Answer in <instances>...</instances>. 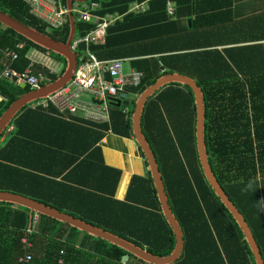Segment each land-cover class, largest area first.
Masks as SVG:
<instances>
[{"label":"trees","instance_id":"obj_1","mask_svg":"<svg viewBox=\"0 0 264 264\" xmlns=\"http://www.w3.org/2000/svg\"><path fill=\"white\" fill-rule=\"evenodd\" d=\"M94 1L101 3L102 15H122L132 3L149 1L145 13H129L124 23L109 27L105 45L93 47L98 55L139 39L146 41L154 36L149 33V26L170 19L171 0ZM0 10L58 42L69 39V22L61 30H51L30 13L24 0H0ZM151 17L153 20H144ZM138 21L136 28H145L139 38L135 37L133 26H122ZM95 27L94 23L78 22L76 33L85 36ZM20 43L25 47L18 51L13 68L53 70L51 82L65 73L64 57L35 45L1 23L0 71L6 62L4 53L15 50ZM134 64L144 73L141 85L133 90L136 94L174 72L162 71L158 63L148 59ZM196 78L204 94L205 142L211 169L244 216L264 259V77L255 81H205L200 74ZM29 92V87L3 82L0 94L6 101L0 102V117ZM134 107L135 104L129 115L116 107L110 126L66 122L25 108L15 120V130L0 145V192L30 198L156 256L170 255L175 249V235L162 213L152 178L134 175L126 199H115L122 171L105 163L100 146L108 132L133 138ZM196 124L193 91L181 84L168 85L156 93L148 100L142 116V131L156 157L169 205L184 234L183 254L174 264H256L240 227L205 177ZM55 195L61 200L71 198L73 204L52 202ZM32 223L33 233L28 235ZM27 236L32 243L28 250L23 243ZM26 253L32 255L28 264H59L61 259L63 264H146L133 256L125 263L123 257L128 253L118 246L44 215L34 224L29 209L0 202V264H21L19 259Z\"/></svg>","mask_w":264,"mask_h":264},{"label":"crops","instance_id":"obj_2","mask_svg":"<svg viewBox=\"0 0 264 264\" xmlns=\"http://www.w3.org/2000/svg\"><path fill=\"white\" fill-rule=\"evenodd\" d=\"M60 1L68 10L96 3L98 8L95 13L102 15L101 11L103 7L100 2L94 0H86L84 2H80L79 0ZM183 1L184 2H180L179 0L169 1L168 15L170 16V19L167 22L161 24L151 23L153 26H149L148 29L149 33L154 36L148 40L143 41L139 39L137 40L139 42L124 45L121 48L104 52V56L103 54L98 55L93 47H102L105 45V42L104 44L92 45V52L95 53L97 58L100 60L121 59L129 64L130 70L137 69L134 64L137 61H145L147 59L152 60L162 67V71L171 69L174 70L173 73L187 76L195 81H197L196 77L200 76V74L205 81H255L256 79L264 77V0ZM136 5H143V9L134 10ZM148 9L149 1L142 3H132L129 6L127 13L122 15L117 13L110 14L119 17L110 27H112L117 22L124 23L123 19L129 13L141 14L145 13ZM71 15L75 17L76 28V24L81 22L77 20L76 13H70L67 16L68 19L66 23L69 22L70 26ZM144 20H147L148 22L149 20H153V18L151 17ZM140 21L142 22L143 19ZM134 24L138 25L139 21L138 23L126 22L125 25L122 26L125 28H129V25L133 26V28H135L134 35L135 37L139 38L138 36L142 35L141 32H145V28L143 25L141 28H136ZM129 33H131V31L127 32L126 34ZM79 36L80 35L77 33L74 35V37ZM71 43L70 47L72 50ZM72 52L77 55L78 65V53L73 50ZM32 70L37 74L41 73L45 76L40 88L51 83V75L49 74L51 70ZM20 86L22 87V85ZM36 90H31V92ZM135 95L139 96L140 94L135 93ZM44 99L35 100L29 103L19 112L15 119L1 133L0 145L3 144L6 136L15 130V120L25 110V108L32 109L31 105L33 103ZM2 101H6V98L3 96L0 99V102ZM133 104H135L134 100L125 101L122 105H120V107H118L116 104L111 105L109 109V122L101 123L90 122L83 117L66 118L60 115V113L53 107L49 108L48 110L39 109V111L45 112L52 117L66 122L86 125L109 124L110 126L112 122V112L116 107L122 109L123 112L126 108H128L129 112L124 113L129 115L131 113ZM100 146L103 150L105 163L110 167L117 168L122 171V176L116 191L115 199L124 201L126 199L132 177L134 175L147 177V171L144 165L145 158L142 157L143 153L139 149L134 135L133 138H123L113 134L112 132H108L106 137L100 142ZM58 169L59 168L56 170ZM78 180H82L81 177H79ZM54 201L59 203L61 201L60 204L63 206L73 204V200L71 198L68 200H61L56 195L53 197L52 202ZM32 216L35 224L36 218L38 222L40 215L35 213ZM32 227L33 223L31 224L30 229H33ZM30 229H28V235L33 233L29 232ZM23 243H25L27 250L32 248V243L30 242L28 236L23 239ZM59 264H63V259L59 261Z\"/></svg>","mask_w":264,"mask_h":264},{"label":"water","instance_id":"obj_3","mask_svg":"<svg viewBox=\"0 0 264 264\" xmlns=\"http://www.w3.org/2000/svg\"><path fill=\"white\" fill-rule=\"evenodd\" d=\"M79 1L84 2L86 0ZM0 23L6 28L14 30L16 33L31 41L35 45L64 57L67 61L66 71L59 79L49 83L39 90L32 91L23 95L14 103H12V105L4 112V114L0 118L1 135L4 129L15 119V117L26 105L35 100L44 99L51 96L52 94L64 88L73 79L74 73L77 68V55L72 52L70 47L71 40L76 33L75 17L73 15L70 16L71 29L69 39L66 43L54 40L50 36L45 35L30 26H27L26 24L13 18L9 14L2 12L1 10ZM171 84H181L192 89L197 109V147L200 163L205 177L207 178L215 194L219 197L221 202L231 213L236 223L240 227L244 235V239L248 243L253 254L255 263L264 264V259L260 252L259 246L248 223L246 222L244 216L236 207V205L230 200L229 196L226 194L222 186L219 184L211 169L205 142L206 110L203 91L198 86L195 80L176 73L160 77L153 85L146 88L143 93H141L137 97H134L133 100L135 101V111L132 118L133 135L139 149L144 155V165L146 167L147 176H150L153 180L154 186L157 190V196L161 205L162 213L175 235L176 245L175 249L170 255L164 257L156 256L150 253L147 249L141 248L134 243L129 242L111 232L105 231L85 221L64 214L54 208L48 207L44 204L18 194L0 192V202L27 208L31 211L32 215L37 213L39 215L50 217L62 223H66L72 228L87 233L92 237L102 239L112 245L118 246L128 253L123 257V262L128 260L130 256H133L140 261L145 262L146 264H174L175 262H177L183 254L184 234L178 220L176 219L169 205L168 197L165 192L164 183L156 157L142 131V116L148 100L160 90ZM22 88H25L24 85H22ZM116 105L120 107L121 103L118 102Z\"/></svg>","mask_w":264,"mask_h":264},{"label":"built area","instance_id":"obj_4","mask_svg":"<svg viewBox=\"0 0 264 264\" xmlns=\"http://www.w3.org/2000/svg\"><path fill=\"white\" fill-rule=\"evenodd\" d=\"M24 1L30 8V13L51 30L62 29L70 13H76L78 21L96 23V27L88 34L74 37L72 40V50L78 53V65L71 82L48 98L33 103L32 109L48 110L53 107L66 118L83 117L90 122L101 123L109 122L111 105L133 101L137 96L133 90L141 85L144 74L137 69L126 72L123 60H100L91 50L92 45L106 42L108 28L119 18L118 16L96 14L98 8L96 3L68 10L60 0ZM139 9H143V5L134 7V10ZM24 47L25 44L20 43L15 50H7L4 53L6 62L0 71V88L6 81L24 85L31 90L42 86L45 79L43 74H37L32 69L20 71L11 66L19 58L18 51ZM49 74L52 76L55 73L51 70ZM124 112L128 113L129 109L126 108ZM29 232L32 233L33 229ZM31 260L32 255L26 254L20 259V263L28 264Z\"/></svg>","mask_w":264,"mask_h":264},{"label":"rangeland","instance_id":"obj_5","mask_svg":"<svg viewBox=\"0 0 264 264\" xmlns=\"http://www.w3.org/2000/svg\"><path fill=\"white\" fill-rule=\"evenodd\" d=\"M123 66H124V69L126 72H128L130 70V66L127 62H124Z\"/></svg>","mask_w":264,"mask_h":264}]
</instances>
